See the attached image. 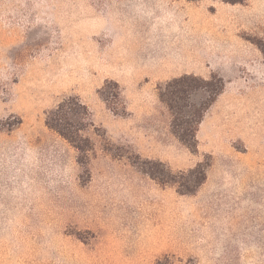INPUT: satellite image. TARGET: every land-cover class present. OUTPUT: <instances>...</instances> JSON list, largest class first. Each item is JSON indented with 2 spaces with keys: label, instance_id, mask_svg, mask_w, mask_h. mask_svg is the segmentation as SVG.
Segmentation results:
<instances>
[{
  "label": "rangeland",
  "instance_id": "1",
  "mask_svg": "<svg viewBox=\"0 0 264 264\" xmlns=\"http://www.w3.org/2000/svg\"><path fill=\"white\" fill-rule=\"evenodd\" d=\"M183 74L223 81L194 152L158 97ZM66 97L87 156L45 124ZM201 161L190 194L143 170ZM156 260L264 264V0H0V264Z\"/></svg>",
  "mask_w": 264,
  "mask_h": 264
},
{
  "label": "trees",
  "instance_id": "2",
  "mask_svg": "<svg viewBox=\"0 0 264 264\" xmlns=\"http://www.w3.org/2000/svg\"><path fill=\"white\" fill-rule=\"evenodd\" d=\"M220 1L225 3H242L244 0ZM222 88L223 81L216 74H211L207 79L193 74H184L173 78L158 88V97L168 108L172 116V133L183 145L193 152L197 149L196 126L200 122L203 112L215 100ZM196 91L204 92L205 99L192 111L191 115L193 119L190 120L192 122L190 123L182 113V102L192 92ZM45 124L84 156H87L86 154L92 150L89 139L82 134L85 127L91 124L89 109L78 97L63 98L54 109L47 111L45 113ZM156 165L159 166L161 163H156ZM156 165L143 170L152 178L162 183H177V189L180 193L190 194L206 179L209 163L198 162L189 171L191 177H183L180 181L175 179L173 172L169 168L158 169ZM153 264H168V262L156 260Z\"/></svg>",
  "mask_w": 264,
  "mask_h": 264
},
{
  "label": "crops",
  "instance_id": "3",
  "mask_svg": "<svg viewBox=\"0 0 264 264\" xmlns=\"http://www.w3.org/2000/svg\"><path fill=\"white\" fill-rule=\"evenodd\" d=\"M190 46H191L193 49H194V47L198 49V48H199V42H198V41H197V42H192V43L190 44ZM206 47H208V46H206ZM192 48H191V49H192ZM152 50H154V51H156V52H158V53L161 52L160 47H158L157 49H156V48H153ZM192 55L194 56V51H192ZM192 55H191V56H192ZM141 56H142V55H141ZM193 56H192V57H193ZM196 57H197V58L200 57V55L198 54V52L196 53ZM140 58H141V57H140ZM126 73H127V76H129L128 71H127ZM183 75H184V74H183Z\"/></svg>",
  "mask_w": 264,
  "mask_h": 264
}]
</instances>
